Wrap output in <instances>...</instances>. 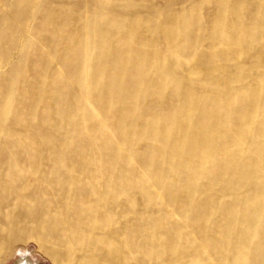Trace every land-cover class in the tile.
Listing matches in <instances>:
<instances>
[{"label":"bare ground","instance_id":"1","mask_svg":"<svg viewBox=\"0 0 264 264\" xmlns=\"http://www.w3.org/2000/svg\"><path fill=\"white\" fill-rule=\"evenodd\" d=\"M30 240L264 264V0H0V264Z\"/></svg>","mask_w":264,"mask_h":264},{"label":"rangeland","instance_id":"2","mask_svg":"<svg viewBox=\"0 0 264 264\" xmlns=\"http://www.w3.org/2000/svg\"><path fill=\"white\" fill-rule=\"evenodd\" d=\"M15 249L17 251L8 257L3 264H15L17 256L23 252H26L30 255L33 264H54L49 257H47L38 249L36 243L32 240L28 241L27 243H18Z\"/></svg>","mask_w":264,"mask_h":264}]
</instances>
